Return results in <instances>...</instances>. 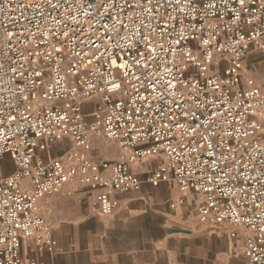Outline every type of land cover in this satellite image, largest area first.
<instances>
[{
	"label": "built area",
	"instance_id": "1",
	"mask_svg": "<svg viewBox=\"0 0 264 264\" xmlns=\"http://www.w3.org/2000/svg\"><path fill=\"white\" fill-rule=\"evenodd\" d=\"M251 48L264 54V0H0V264H39L19 253L36 233L51 251L40 197L75 182L109 214L114 192L141 185L130 163L158 153L146 180L171 176L200 199V220L244 229L247 264H264V77L241 73ZM91 133L119 159H90ZM65 137V154L35 158Z\"/></svg>",
	"mask_w": 264,
	"mask_h": 264
},
{
	"label": "crops",
	"instance_id": "2",
	"mask_svg": "<svg viewBox=\"0 0 264 264\" xmlns=\"http://www.w3.org/2000/svg\"><path fill=\"white\" fill-rule=\"evenodd\" d=\"M92 109L85 99L82 110L87 119ZM89 143L90 159H119L121 148L116 141L91 133ZM73 147L71 138L65 137L36 150L35 158L48 161ZM165 163L162 153L130 163L141 185L114 192L118 205L109 214L98 212L96 190L75 182H66L58 191L40 197L37 211L48 225L52 249L42 244L40 233L23 237L21 259L32 258L39 264H247L245 236H231L235 226L200 220V199L180 190L171 176L157 185L146 180L148 173ZM13 170L11 158L4 155L2 173ZM22 184L27 187L28 179Z\"/></svg>",
	"mask_w": 264,
	"mask_h": 264
},
{
	"label": "rangeland",
	"instance_id": "3",
	"mask_svg": "<svg viewBox=\"0 0 264 264\" xmlns=\"http://www.w3.org/2000/svg\"><path fill=\"white\" fill-rule=\"evenodd\" d=\"M242 77H250L254 81L258 82L264 77V55L261 51L255 48H251L243 58L242 66ZM99 98L97 96H91L86 99V102H89V106L92 109V106L98 102ZM91 112V110H90ZM235 233L246 236L247 232L239 227L234 229Z\"/></svg>",
	"mask_w": 264,
	"mask_h": 264
}]
</instances>
